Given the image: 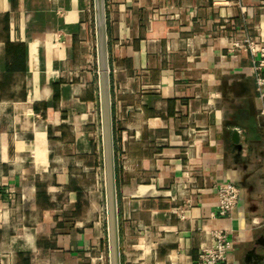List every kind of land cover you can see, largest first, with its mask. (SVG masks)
<instances>
[{
    "label": "crops",
    "instance_id": "0c3cea01",
    "mask_svg": "<svg viewBox=\"0 0 264 264\" xmlns=\"http://www.w3.org/2000/svg\"><path fill=\"white\" fill-rule=\"evenodd\" d=\"M0 0V264H264V98L233 35L264 0ZM222 25H226L222 28ZM241 189L217 215L215 184Z\"/></svg>",
    "mask_w": 264,
    "mask_h": 264
},
{
    "label": "built area",
    "instance_id": "2783aa9c",
    "mask_svg": "<svg viewBox=\"0 0 264 264\" xmlns=\"http://www.w3.org/2000/svg\"><path fill=\"white\" fill-rule=\"evenodd\" d=\"M226 25H222L225 28ZM229 50L245 52L252 58V69L258 95L264 98V42L249 35H233ZM218 194L217 215L228 217L237 207L241 189L233 181H219L215 184ZM234 242L227 228L221 227L212 232V242L204 247L194 264H224L232 251Z\"/></svg>",
    "mask_w": 264,
    "mask_h": 264
},
{
    "label": "water",
    "instance_id": "95a60500",
    "mask_svg": "<svg viewBox=\"0 0 264 264\" xmlns=\"http://www.w3.org/2000/svg\"><path fill=\"white\" fill-rule=\"evenodd\" d=\"M96 4V10H97V24L99 27V30H101L103 24H104V19H105V14H104V0H95Z\"/></svg>",
    "mask_w": 264,
    "mask_h": 264
}]
</instances>
